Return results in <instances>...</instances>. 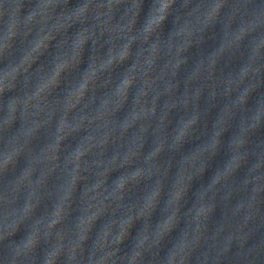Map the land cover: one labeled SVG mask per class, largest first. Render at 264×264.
<instances>
[{"label": "clouds", "instance_id": "obj_1", "mask_svg": "<svg viewBox=\"0 0 264 264\" xmlns=\"http://www.w3.org/2000/svg\"><path fill=\"white\" fill-rule=\"evenodd\" d=\"M0 65V264H264V0H0Z\"/></svg>", "mask_w": 264, "mask_h": 264}, {"label": "water", "instance_id": "obj_2", "mask_svg": "<svg viewBox=\"0 0 264 264\" xmlns=\"http://www.w3.org/2000/svg\"><path fill=\"white\" fill-rule=\"evenodd\" d=\"M168 28L170 29L171 28V25H169L168 26ZM3 67V65H0V68H2ZM181 75H183V73L181 74ZM218 110H219V105L217 106V108H215V109H213L212 111H213V115H215V113L216 112H218ZM3 113L2 112H0V118H2L3 117ZM17 127H18V125H17ZM149 147H151V144H150V140H149V145H146V148H145V151H147V150H149ZM189 146L188 145H186L185 146V150H187V148H188ZM166 158V157H165ZM178 158V157H177ZM163 159V158H162ZM174 172H175V167L172 169V173L174 174ZM209 175H210V173L209 174H206V176H205V182H207V180H208V178H209ZM171 178V177H170ZM198 184H199V182L198 181H196V182H194V188L196 187V186H198ZM3 190H5V188H4V186H0V191H3ZM25 195V193H21V199H23V196ZM219 218V209L217 210V213L215 214V216H214V219H218Z\"/></svg>", "mask_w": 264, "mask_h": 264}]
</instances>
